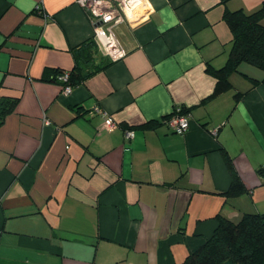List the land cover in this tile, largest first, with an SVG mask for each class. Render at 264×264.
Returning a JSON list of instances; mask_svg holds the SVG:
<instances>
[{
    "label": "crops",
    "instance_id": "0c3cea01",
    "mask_svg": "<svg viewBox=\"0 0 264 264\" xmlns=\"http://www.w3.org/2000/svg\"><path fill=\"white\" fill-rule=\"evenodd\" d=\"M148 1L116 25L126 52L111 61L76 0H0V99L17 100L0 124V264H180L219 217L264 212V70L241 62L204 100L232 46L223 13L264 0ZM90 39L86 65L102 67L63 93ZM176 107L184 133L166 122ZM221 150L241 195L225 194Z\"/></svg>",
    "mask_w": 264,
    "mask_h": 264
},
{
    "label": "trees",
    "instance_id": "16d2710c",
    "mask_svg": "<svg viewBox=\"0 0 264 264\" xmlns=\"http://www.w3.org/2000/svg\"><path fill=\"white\" fill-rule=\"evenodd\" d=\"M262 17L264 2L251 13L240 9L223 13V19L232 33V46L222 67L208 68L215 77V85L204 100L215 97L231 87L229 75L237 70L239 63L247 62L264 70V25L260 23ZM94 50L92 39L85 41L83 49L74 50L75 65L68 71L66 84L74 86L102 67L86 65ZM250 79L253 83L258 82L257 79ZM239 96L240 93H236L235 99ZM16 102L15 98L0 99V124L5 115L13 110ZM221 153L230 175V184L225 194H243L246 189L231 157L224 150H221ZM180 264H264V212L245 213L237 222L219 217L213 233L198 248L189 252Z\"/></svg>",
    "mask_w": 264,
    "mask_h": 264
},
{
    "label": "built area",
    "instance_id": "2783aa9c",
    "mask_svg": "<svg viewBox=\"0 0 264 264\" xmlns=\"http://www.w3.org/2000/svg\"><path fill=\"white\" fill-rule=\"evenodd\" d=\"M89 14L93 25V39L98 51L114 61L125 54L124 47L120 44L115 27L123 21L140 19L151 8L148 0H76ZM68 72L63 71L57 75V79L63 83L62 92L69 93L72 86L66 84ZM104 120L105 129L111 130L116 126L113 119L106 112L96 107ZM43 122L48 119L43 117ZM168 126L176 133H184L189 127V114L176 107L166 119ZM215 133V130H212ZM131 129L125 130V136L133 137Z\"/></svg>",
    "mask_w": 264,
    "mask_h": 264
}]
</instances>
